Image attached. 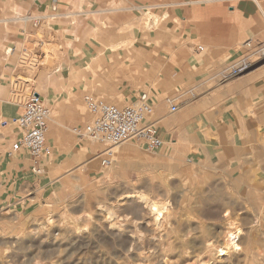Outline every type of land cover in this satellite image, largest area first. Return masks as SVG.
I'll return each instance as SVG.
<instances>
[{"label": "rangeland", "instance_id": "obj_1", "mask_svg": "<svg viewBox=\"0 0 264 264\" xmlns=\"http://www.w3.org/2000/svg\"><path fill=\"white\" fill-rule=\"evenodd\" d=\"M169 4L141 1L137 11L121 13L119 27H107L114 32H101L105 23L92 16V28L76 34L73 43L47 42L36 67L23 60L20 37L10 28L22 5L0 0V107L15 114L0 117V264H264V191H240L264 188L259 78L251 81L256 89L250 93L227 87L246 78L221 77L244 53L240 40L229 42L233 48L223 50L222 64L206 79L208 103L191 110L203 92L201 64L219 49H210L197 32H183L195 24ZM201 4L192 0L183 8ZM37 37L43 39L41 31ZM4 40L16 44L10 48ZM190 44L194 49L186 47ZM112 69L123 74L103 77ZM17 79L27 95L43 97L52 119L70 108L79 112L75 124L81 127L91 121L85 96L128 106L147 94L153 107L149 120L175 149L169 144L173 150L162 155L166 144L149 151L132 140L115 146L114 163L102 168L96 155L104 147L75 138L92 154L56 169L54 176L53 159L33 188L15 177L19 163L10 153L19 136L13 120L21 109L12 94ZM167 100L177 104L175 113ZM125 148L131 153L122 155ZM138 194L165 205L157 221L138 203ZM227 222L241 231L235 240L239 249H229L233 228Z\"/></svg>", "mask_w": 264, "mask_h": 264}, {"label": "crops", "instance_id": "obj_2", "mask_svg": "<svg viewBox=\"0 0 264 264\" xmlns=\"http://www.w3.org/2000/svg\"><path fill=\"white\" fill-rule=\"evenodd\" d=\"M14 1L19 2L22 5L18 7L19 10H15L17 11V14L24 15L31 13L33 15L43 16L42 22L37 29L32 28L30 24L12 18L15 22L12 21L13 23L11 25L13 26H10V28L16 29L18 38L20 37V45L21 42L23 44L24 38L27 36H37L39 31H41L43 34L42 41L44 44L47 42L57 44H71L74 42L76 34L87 32L92 28L91 25L93 21L90 18L92 16H99V21L103 24L105 23L106 28H104V25H102L103 27L100 30L101 32H114L117 29H107V27H119V24H121L123 18L121 13L124 11H137L141 1L150 3L152 1L154 2L155 0H58V16L56 17H50L51 0ZM165 1H170L169 6H179V10L183 11L184 14H190V18L192 20L187 22H193L195 24V29L193 30L187 28L182 30L183 32H197L201 34L202 41L207 44L210 43V49H219V51L211 53L208 57H206L201 64L202 78L205 79L200 84V87L203 90L200 98L189 106L191 110H194L198 104L208 103V97L206 95L208 90V82L206 79L210 73L217 72L218 67L222 64L220 56L224 55L223 50H227L232 47V45L227 43L240 40V46L241 43L247 39H253L259 42L264 41V0H195L196 3L203 2L201 6L195 9H192V7L183 8L184 4H188V1L192 2V0ZM24 2H29L26 8L23 6ZM111 16H120V18L115 17L113 19ZM108 20H111L113 23L111 25H107ZM3 43H5L6 46H10V48L16 44L11 40H4ZM186 47L194 49V46L191 44L187 45ZM218 57L220 58V62L217 60ZM122 74V72L115 69L105 70V72H102L103 77L109 79ZM244 76L246 78H244V80L241 82H238L237 84L232 82L228 84L227 87L229 89H235V87H237L240 91H249L250 93L253 89H256V85H252L251 81L257 80L259 78V105L264 109V66L262 65L241 77ZM255 82L256 81L252 83ZM36 94H38L43 99L39 93L36 92ZM11 109L12 108L8 109L6 106L0 107V117H14L15 114H10L9 112ZM69 110L73 113V115L70 113V111L62 112L60 110L55 113L53 119L50 115L48 124L51 122L52 126L49 129L47 125L46 135L48 131L50 134L49 139H46V142L51 148L52 154L49 158L42 161V174L35 175L31 171V160L29 156L24 151H20L14 155V158L19 163L17 164V171L15 173V177L17 179L28 182L33 188V185L35 184L37 187H39L40 184L38 178L43 176L46 177V165L53 159V164L49 165V170L51 169V175H53L52 172H54L56 169H60V167L73 166L76 164L75 162L82 161L87 156L92 154L90 146L86 144H76L75 138L78 137L73 133V129L76 127H81L78 126V124H75L79 119H81V116H79V112L76 110L70 108ZM150 121L155 123L152 120ZM159 135L164 141L160 132ZM79 140L82 141L85 139ZM165 144L167 147L163 148L164 152L162 151V155H167L169 151L175 149L173 146L176 143H168L165 141L164 145ZM169 144L173 147V149L169 148ZM81 149H83V151H81ZM188 161L191 165H193L194 162L191 159H188ZM48 173L49 172H47V174ZM240 191L251 193L262 192L264 191V188L256 186Z\"/></svg>", "mask_w": 264, "mask_h": 264}, {"label": "built area", "instance_id": "obj_3", "mask_svg": "<svg viewBox=\"0 0 264 264\" xmlns=\"http://www.w3.org/2000/svg\"><path fill=\"white\" fill-rule=\"evenodd\" d=\"M57 5L58 0H51L50 17L58 16ZM14 19L37 29L43 16L31 13L16 14ZM37 36L24 38L20 54L26 63L39 67L42 65L40 58L45 56L42 50L45 44L42 38ZM240 48L244 52L243 55L223 70L221 73L223 80L240 78L254 70L255 65L264 63V41L247 39L241 43ZM198 50L203 49L198 47ZM12 94L14 100L20 104L21 112L13 120L19 136L11 145L10 153L24 151L31 160V171L35 175H41L42 161L52 154L46 142L50 109L36 92L26 94L21 79L15 81ZM167 101L170 112L175 113L178 109L177 104L171 100ZM84 103L91 115V121L82 127L74 128L73 133L79 139H90L104 147L96 155L102 168H108L114 163L113 148L128 139L139 142L149 151L163 146L157 128L149 120L153 114V107L147 94H141L134 104L128 106L108 104L92 95L85 96Z\"/></svg>", "mask_w": 264, "mask_h": 264}, {"label": "bare ground", "instance_id": "obj_4", "mask_svg": "<svg viewBox=\"0 0 264 264\" xmlns=\"http://www.w3.org/2000/svg\"><path fill=\"white\" fill-rule=\"evenodd\" d=\"M129 141H132V140L131 139H128V140L124 141L123 143L129 142ZM124 151L131 153V150L129 148H125V149H121L122 155L124 154ZM136 200L138 201V203L142 204L146 208V210L148 211V213L150 214V216H152L155 221L158 220V218L161 216L162 211L166 208L165 205H162L161 206V205H159V204H157L155 202L149 201L148 198H147V196L144 195V194H138V195H136ZM226 213H227V216H229V213L228 212H226ZM110 217H112V214H111L110 211H108L107 212L106 219L108 220ZM228 226L230 227V230L233 228L232 231L228 232L229 228L227 227L228 228L227 232L229 234L228 235L229 237L227 239V242H229V244H231V246H230L231 248L229 246L228 247H229L230 250L231 249L234 250V249H237V248L239 249V247H237L238 246L237 244H239V243L237 241H235V240H240L241 239L240 238L241 231L238 230L237 225H235V223L233 224V223H230L229 222L228 223ZM234 241L237 242V243L234 244ZM235 251H237V250H235ZM219 252H221V251H219Z\"/></svg>", "mask_w": 264, "mask_h": 264}]
</instances>
